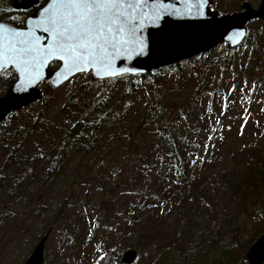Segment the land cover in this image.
Returning a JSON list of instances; mask_svg holds the SVG:
<instances>
[{
	"label": "rangeland",
	"instance_id": "374dc122",
	"mask_svg": "<svg viewBox=\"0 0 264 264\" xmlns=\"http://www.w3.org/2000/svg\"><path fill=\"white\" fill-rule=\"evenodd\" d=\"M21 1L0 0V22L24 26L29 14L14 8ZM263 1L215 0L210 10L223 17L241 2L257 10ZM258 20L248 23L239 48L222 44L177 71L163 70L130 96L129 106L117 104L103 140L72 153L56 178L40 160L34 168L8 166L12 155L21 159L20 132L0 141V264H25L45 236L44 264H96L108 254L116 264L131 249L138 251L135 264H245L243 252L264 233V169L256 165L264 157V36L256 38L264 24ZM95 82L84 74L57 90L42 83V100L11 117L10 128L30 129L43 114L28 146L49 154L45 147L70 126L61 111L71 97L79 94L85 110L98 88L112 90L111 104L125 89ZM158 109L161 127L187 143L200 141L177 190L168 185V177L178 178L177 165L161 142ZM155 188V202L143 201Z\"/></svg>",
	"mask_w": 264,
	"mask_h": 264
},
{
	"label": "snow or ice",
	"instance_id": "6c2138e0",
	"mask_svg": "<svg viewBox=\"0 0 264 264\" xmlns=\"http://www.w3.org/2000/svg\"><path fill=\"white\" fill-rule=\"evenodd\" d=\"M204 3L189 0V12L202 14ZM159 18L160 8H149V0H51L33 26L47 34L46 41L32 28L23 32L0 24V74L15 68L23 88L41 79L42 67L57 61L58 81L90 70L115 77L114 62L142 54L145 22L154 24Z\"/></svg>",
	"mask_w": 264,
	"mask_h": 264
},
{
	"label": "water",
	"instance_id": "95a60500",
	"mask_svg": "<svg viewBox=\"0 0 264 264\" xmlns=\"http://www.w3.org/2000/svg\"><path fill=\"white\" fill-rule=\"evenodd\" d=\"M40 0H22L14 3L18 11H30L36 8ZM51 3L45 4L30 14L23 27H17L6 22H0L17 31L27 32L32 28L37 35L47 40V34L40 32L33 26L41 18V13ZM189 0H149V8L154 5L160 8V18L153 24L146 21L142 39L145 47L142 54L134 55L130 59L118 58L114 62L118 75L115 77H100L90 70L87 73H75L68 80L58 81L56 73L61 70L60 63L50 61L41 68V79L32 84L20 87V78L15 68L9 66L7 70H13L16 79L9 87L7 93L0 99V124L8 115L19 112L22 109L40 101L42 94L39 86L48 82L51 89L57 90L74 77L82 74H91L94 81H106L124 75L141 76L148 73L163 71L178 64L190 61L196 57L205 55L218 46L225 44L231 49L242 45L247 36V24L253 20L264 21V1L260 9L255 10L249 4H244V13L219 17L217 12L209 9L211 0H205L202 14L195 10L189 12ZM31 21V25L29 24ZM45 41H42L45 42ZM57 63L56 68L52 65ZM125 69L127 71L120 72ZM48 236L43 237L33 250L25 264H44L45 245ZM138 258V251L131 249L123 253L120 264H134ZM248 264H264V233L250 246L246 252Z\"/></svg>",
	"mask_w": 264,
	"mask_h": 264
},
{
	"label": "trees",
	"instance_id": "16d2710c",
	"mask_svg": "<svg viewBox=\"0 0 264 264\" xmlns=\"http://www.w3.org/2000/svg\"><path fill=\"white\" fill-rule=\"evenodd\" d=\"M47 0H40V4L38 7L42 6L46 3ZM35 8L34 10H31L29 12H25L30 14L31 12L38 9ZM24 22V21H23ZM259 23L264 24V21L258 20ZM15 23V22H14ZM18 23V26H22L24 23ZM16 24V23H15ZM258 36H256L257 39H261L264 36V33H257ZM262 34V35H261ZM229 48V47H228ZM256 51H258L260 54L263 53L261 48L256 47ZM195 58L191 59L186 64H191L192 62H195ZM57 63H54L52 65V68ZM182 64H178L176 66L170 67L167 70L179 69ZM54 69V68H53ZM165 71V70H164ZM162 74V71L148 73L141 76H129L124 75L115 79H109L106 81H96L95 83L101 86H104L105 84L109 83L111 84L112 88H116L122 84H125V89L123 93L120 96V99H122L121 102L115 101L113 104L112 102V90H102V88H98V94L96 97H94L89 104V106L82 110V108L79 106L78 101L76 100L77 96L79 94L74 95L71 97L64 107L62 108L61 115L63 118L70 123V126L66 129L64 135L55 142H53V145L46 146L47 149L49 147V154L43 153L40 155V152L34 151L31 153V149L28 146V138L32 135V133L43 125V120L41 116H38V121L36 123H33L31 125V128H24V127H17L13 129L10 128V119L11 117L14 118L16 113L19 112H13L10 115L7 116L5 121L0 124V141H2L7 136H15V132H20V136L23 138V143L19 145V151L20 155L19 158H21L18 162L16 161V156L12 155L11 159H8L7 163L8 166L13 167H19L25 164L28 168H34L37 166V163L33 160H40L43 167H47V176L50 178H56L59 176L62 172V169L66 165L67 161L72 156V153L77 151L80 148L86 147L88 150L96 147L98 143H100L104 138V133L106 131H110L113 127V122L116 117L115 114V107L117 104H121L122 102L128 100L127 105L129 106L131 102L129 101L130 96L135 94L138 90L143 89L151 82H156L157 77H159ZM7 75V78L0 79V99L5 95L9 87L12 85V83L16 79V75L12 70L5 71L0 76ZM42 100V99H41ZM40 100V101H41ZM38 101V102H40ZM37 102V103H38ZM36 104V103H35ZM111 104V105H110ZM25 109V108H24ZM22 109V110H24ZM21 110V111H22ZM117 113V112H116ZM155 114V124H159L158 130L160 131V139L163 145H165L167 151L170 153L169 156H172L173 164H176V175L178 178L175 180H172L168 177V185L173 186L174 190H177L180 188L182 181L184 182V177H188V172H186L187 167L190 166L192 157L191 153L192 151H195L197 149V146L200 147V144L198 141L197 144H193L190 142H185L183 137H180V135H174L168 128L161 127L162 119L165 118L162 115V112L160 109L156 110ZM77 118V120H75ZM144 122H147V119L144 120ZM166 151V152H167ZM190 154V155H189ZM257 160V159H256ZM257 166L261 169H264V157H260L257 160ZM7 166V167H8ZM6 167V168H7ZM264 177V175H263ZM157 183H159L157 181ZM242 189V188H240ZM159 190V188H157ZM155 190H148L145 191L142 195V200L145 202H155V199H157L159 196L155 195ZM252 243V242H251ZM250 248V247H249ZM246 250L243 252V255L246 256ZM115 257L113 255H105L100 256L96 260V264H112V260ZM246 258V257H245ZM116 264H120L118 259ZM55 262V261H54ZM245 264H247V259L243 260ZM136 263V262H135ZM134 263V264H135ZM52 264H54L52 262Z\"/></svg>",
	"mask_w": 264,
	"mask_h": 264
},
{
	"label": "flooded vegetation",
	"instance_id": "af4514ba",
	"mask_svg": "<svg viewBox=\"0 0 264 264\" xmlns=\"http://www.w3.org/2000/svg\"><path fill=\"white\" fill-rule=\"evenodd\" d=\"M214 1L215 0H211V5H210V7H209V9L211 8V6H212V4L214 3ZM246 2H241L240 4H238L237 6H238V10H237V12H232V13H229V14H227V15H230V14H238V13H244L245 12V10L243 9V6H244V4H245ZM258 10V9H257ZM6 71H9V70H6ZM13 71V70H12Z\"/></svg>",
	"mask_w": 264,
	"mask_h": 264
}]
</instances>
